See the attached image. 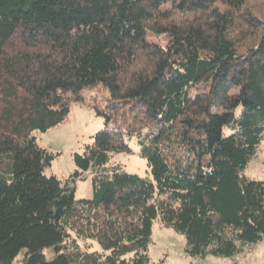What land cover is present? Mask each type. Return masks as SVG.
I'll list each match as a JSON object with an SVG mask.
<instances>
[{
    "label": "trees",
    "instance_id": "trees-1",
    "mask_svg": "<svg viewBox=\"0 0 264 264\" xmlns=\"http://www.w3.org/2000/svg\"><path fill=\"white\" fill-rule=\"evenodd\" d=\"M98 85L103 127L46 175L33 133ZM132 137L149 176L111 163ZM262 140L264 0H0V264H165L156 220L190 257L235 258L264 238V178L244 174Z\"/></svg>",
    "mask_w": 264,
    "mask_h": 264
},
{
    "label": "rangeland",
    "instance_id": "rangeland-1",
    "mask_svg": "<svg viewBox=\"0 0 264 264\" xmlns=\"http://www.w3.org/2000/svg\"><path fill=\"white\" fill-rule=\"evenodd\" d=\"M152 39L162 43L161 37H152ZM81 96L83 103L73 100L69 102V113L64 121L45 132L33 133L39 146L56 154L51 165L44 170L46 175H55L59 179L68 177L75 168L72 154L82 152L85 145L90 143V137L103 127L102 118L96 116L90 106L92 102L101 103L107 96V92L98 85L83 90ZM136 141L135 137L129 139L131 152L113 155L111 163L120 164L129 173L149 176L146 161L138 154ZM244 174L251 179L264 178V140L259 143L256 155L248 163ZM82 178L76 180V199L92 196L91 173L85 172ZM151 239L148 254L154 262L163 259L165 264H264V238L235 258L190 257L183 251V236L165 228L158 220L153 224ZM78 242L81 248L87 246L86 248L90 251H101L94 241L78 240ZM43 253L49 259L53 253L52 248L44 249Z\"/></svg>",
    "mask_w": 264,
    "mask_h": 264
}]
</instances>
